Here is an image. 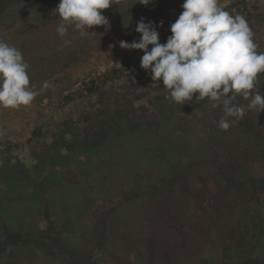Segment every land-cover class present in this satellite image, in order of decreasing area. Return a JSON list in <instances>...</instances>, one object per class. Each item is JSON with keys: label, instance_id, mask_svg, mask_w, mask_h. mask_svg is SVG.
<instances>
[{"label": "rangeland", "instance_id": "rangeland-1", "mask_svg": "<svg viewBox=\"0 0 264 264\" xmlns=\"http://www.w3.org/2000/svg\"><path fill=\"white\" fill-rule=\"evenodd\" d=\"M245 1L264 52V0ZM183 2L115 0L102 10L109 30L82 38L70 26L66 47L59 0H0V39L39 92L0 108V143L14 145L0 150V264H264V110L221 130L220 108L196 94L171 102L142 68L76 96L140 60L119 42L139 40L141 18L165 43ZM254 91L264 95V73Z\"/></svg>", "mask_w": 264, "mask_h": 264}, {"label": "clouds", "instance_id": "clouds-1", "mask_svg": "<svg viewBox=\"0 0 264 264\" xmlns=\"http://www.w3.org/2000/svg\"><path fill=\"white\" fill-rule=\"evenodd\" d=\"M150 2L135 0L141 5ZM114 4L115 0H59L54 14L61 21L56 32L63 46L72 44L66 38L70 26L82 38L93 33L89 31L93 26L109 30L102 10ZM181 8L165 43L159 42L154 23L141 18L134 29L139 40L120 41L119 46L143 52L140 67L150 72L152 81L162 82L168 92L166 99L183 105L196 94V101L207 100L212 109L220 108L221 130L227 131L247 110H264V95L254 91L258 75L264 73V52L257 51L255 34L246 18L230 14L219 0H184ZM28 69L22 52L0 39V108L28 106L39 94L30 86ZM47 86L45 81L41 90ZM237 96L248 103H234Z\"/></svg>", "mask_w": 264, "mask_h": 264}, {"label": "trees", "instance_id": "trees-1", "mask_svg": "<svg viewBox=\"0 0 264 264\" xmlns=\"http://www.w3.org/2000/svg\"><path fill=\"white\" fill-rule=\"evenodd\" d=\"M222 8L228 11L232 15L239 14V15L244 16L248 22L252 20V15L250 11L248 10L247 3L245 0H232L230 3L226 4ZM129 68L131 69L130 74H134L135 70L140 71L141 70L140 60H136V59L129 60L128 62L124 63L122 67L112 69L110 79L109 77L107 78L106 75L98 76V79H90L88 82V85L86 84V89L82 90V92L80 91L77 92L76 96L78 98L83 97V96L89 97V96L94 95L95 93H98L99 88L105 86L107 83V80H113L116 78H120L121 76H123L124 70L129 69ZM32 134L34 136L35 134H37V131H33ZM0 146H2L0 148L1 153H9L12 151V147H14V145L10 146L5 143H0Z\"/></svg>", "mask_w": 264, "mask_h": 264}]
</instances>
